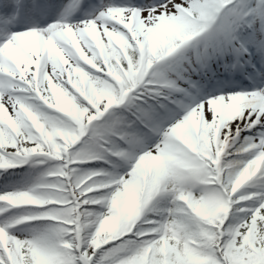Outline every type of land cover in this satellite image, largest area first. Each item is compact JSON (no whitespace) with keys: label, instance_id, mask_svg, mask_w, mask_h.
<instances>
[{"label":"snow or ice","instance_id":"snow-or-ice-1","mask_svg":"<svg viewBox=\"0 0 264 264\" xmlns=\"http://www.w3.org/2000/svg\"><path fill=\"white\" fill-rule=\"evenodd\" d=\"M0 264H264V0H0Z\"/></svg>","mask_w":264,"mask_h":264}]
</instances>
